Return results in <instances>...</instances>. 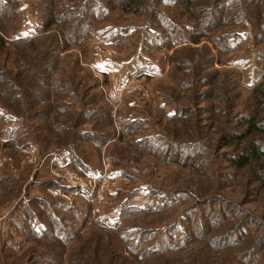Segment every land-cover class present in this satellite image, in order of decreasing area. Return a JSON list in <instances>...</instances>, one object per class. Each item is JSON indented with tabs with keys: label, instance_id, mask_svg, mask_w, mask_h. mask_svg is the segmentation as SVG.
I'll return each mask as SVG.
<instances>
[{
	"label": "rangeland",
	"instance_id": "rangeland-1",
	"mask_svg": "<svg viewBox=\"0 0 264 264\" xmlns=\"http://www.w3.org/2000/svg\"><path fill=\"white\" fill-rule=\"evenodd\" d=\"M75 1L0 0V65L19 74L18 87L26 85V69L34 73L42 63L51 35L61 43L53 98L36 105L49 111L45 121L24 119L6 105L13 90H5L10 75L0 72V264H42V255L54 257V250L64 264H117L112 249L143 257L159 240L177 251L137 264H180L194 252L204 255L206 243L193 242L197 250L188 245L196 218L209 221L204 231L216 237L226 235L219 234L226 218L234 224L235 215H243L245 233L261 236L264 191L248 169L229 165L233 147L221 138L224 127L231 132L238 117L256 113L253 93L264 86V0H143L134 12L112 0L87 15L89 36L66 46L68 20L59 16L49 31L42 22L48 13L68 19ZM18 37L19 48L10 42ZM98 43L115 48L108 62L143 86L117 106L100 91L108 77L85 64H95ZM126 65L143 72L131 75ZM208 78L214 83L206 86ZM71 111L82 113L81 121ZM37 122L68 128L38 132ZM94 127L113 137L97 145L81 139L79 130ZM62 166L77 173V183L57 177ZM57 185L73 191L70 198L54 196L50 189ZM59 233L69 239L64 248ZM258 244V252L264 250ZM205 251L216 257L214 264H241ZM31 254L42 255L28 260ZM257 259L264 263V256Z\"/></svg>",
	"mask_w": 264,
	"mask_h": 264
},
{
	"label": "trees",
	"instance_id": "trees-1",
	"mask_svg": "<svg viewBox=\"0 0 264 264\" xmlns=\"http://www.w3.org/2000/svg\"><path fill=\"white\" fill-rule=\"evenodd\" d=\"M112 0H76V10L72 12H68L69 15L68 19L64 15H57L48 13V16L44 18L43 25H42V31H49L51 30V26L54 22H56L57 18L59 16H62L61 20H68L67 23H64L65 28H62L63 34L65 36V45H70L73 43H78L90 34V29L92 26V18L88 17L87 15L93 12H97V10H101V8L111 4ZM143 5V0H118V6L122 8V10H125L126 12H134L138 10V7H141ZM108 7V6H107ZM88 8V9H87ZM66 13V12H65ZM115 30H119L121 32L120 28H117ZM19 38V37H18ZM14 44L16 47H20L22 44V41L19 39H14L10 41ZM196 43H199L197 40ZM61 43L58 40V37L56 34L51 35V39L49 41V47L45 51L44 59L42 63L39 65L38 69L34 73H30V67H28L27 70V82L24 87L20 88L16 84L20 80L19 74H11L7 68L3 70V68L0 65V72H3L4 74L10 75V79L6 78L3 79L5 82V90H13L10 91V94L8 93V97H10V104H6L10 107V109L15 112L18 116H22L24 119H30V120H46L49 116V111L42 107L36 106L37 102H51V99L53 98V86L52 81L54 80L52 73L54 72V69L59 65V53L61 51ZM5 47V41L2 37H0V56L2 55V50ZM40 50V49H38ZM19 55L26 56V52H22L21 50L18 53ZM189 54V53H188ZM42 56V52H41ZM182 59H187L185 56L181 57ZM187 61V60H186ZM32 71V69H31ZM72 75H75V73H71ZM30 76V77H28ZM204 78V77H199ZM195 80V79H194ZM207 81H210L208 78L207 80H204L203 84L206 86L212 85V83H207ZM8 85H10L8 87ZM39 86V87H38ZM63 92H67L66 90H62ZM7 96V95H6ZM254 99L256 100V108L253 115H245L240 116L237 118L238 124L236 127L232 128L231 132H227L226 128L224 127L222 141L224 146H231L233 149L228 153L226 157V161L229 163V165L233 168H235L238 171L242 170H249V173L251 174L252 179L258 183L257 188H259L261 191H264V86L260 85L255 88V91L253 93ZM208 98H215V95L213 92H210L208 94ZM63 101V100H62ZM18 105V107H17ZM64 105V101L61 104V106ZM59 108V107H58ZM189 110V109H188ZM188 110H186L185 114H189ZM65 112H69L67 109H64ZM73 116L77 119L80 118L79 121H81L82 113H76L74 111H71ZM76 119V120H77ZM36 130H41V127L49 128L54 131V129H58L62 132H65L67 130V126L64 125L62 122L57 124L56 126H50L48 124L41 125L39 122L35 123ZM39 132V131H38ZM79 135L81 136V139L89 141L91 144L97 145L103 140H110L113 136L112 133H105L100 134L98 130L94 127L92 131H85L79 130ZM7 141V140H6ZM10 143V145L14 146V141L12 138L10 141H7ZM67 148V147H66ZM73 150V149H72ZM75 154V153H71ZM80 163H82L80 161ZM247 170V171H248ZM221 209H218V214L220 213ZM242 216L239 217L238 214L235 215V218L238 217L237 223H230V220L228 219V223L225 229L220 228L219 234L226 233L225 236L218 235L216 237H211V234L206 235V232L204 231V224H209V221H203L201 222L200 219L196 218V224H195V231H194V241H191L189 243V246H192L195 250H197L193 245H191L193 242L194 244H200L206 243L207 245L203 249V251H200L204 253V255H197L194 252L191 255L187 256L184 259H181L180 264H214V261L216 257H213L210 252H206V248L210 247L212 251H216L220 253L221 255L226 256L230 260H236L240 262L241 264H259L258 259L260 256H264V250H261L258 252V247L260 244H258V241L264 244V233L262 232L261 236L251 238L247 234H249L250 231H247L245 233L244 231V224L242 223ZM219 217V216H218ZM233 222V220H232ZM221 223H217V226H221ZM233 224V225H232ZM202 225V226H201ZM176 229H179V227H175ZM219 228V227H218ZM168 230V229H167ZM167 230L165 232H167ZM202 232H204L202 235L205 237H199ZM60 234V233H59ZM245 234L248 236V239H244L243 237ZM60 236L59 246L64 248L66 246L67 241L69 240L66 237H63V235ZM238 237L237 239H234L235 237ZM72 238V237H71ZM162 238V237H159ZM204 240L199 243L197 240ZM161 240H159V245H153L150 250L147 248L148 251L151 253L148 255H144L143 257L136 254L134 258H131L130 256H120L121 252L119 253V250H111L114 252V255L117 256L120 260L117 264H137V261L147 260L150 257H158L160 254H164L167 252H172L177 247L175 246H169L167 243H163V245H160ZM261 244V246L263 245ZM183 245V244H181ZM186 245V247L188 246ZM185 247V248H186ZM255 249V250H254ZM180 250V249H179ZM177 251V249L175 250ZM52 256L49 255H42V254H31L28 255V260H35L34 256H43L40 258V261L42 264H46L48 261L54 262L52 264H64L62 255L60 251H49ZM46 256V257H45ZM112 254L110 253V257ZM33 257V258H32ZM53 258V259H52ZM212 258V259H211ZM88 260V258H84ZM225 257L223 258V260ZM102 261L106 262L104 257H102ZM88 263V262H87ZM229 261L223 262V264H227ZM261 264H264L260 262ZM144 264H152L150 262L144 263ZM239 264V263H238Z\"/></svg>",
	"mask_w": 264,
	"mask_h": 264
},
{
	"label": "built area",
	"instance_id": "built-area-1",
	"mask_svg": "<svg viewBox=\"0 0 264 264\" xmlns=\"http://www.w3.org/2000/svg\"><path fill=\"white\" fill-rule=\"evenodd\" d=\"M96 62L85 63L91 68L96 69L98 74L105 75L108 77V84L102 83L100 91L104 99L113 106H117L125 99L132 95L143 91L141 81L134 78H128L117 66L108 62V59L114 57L118 52L115 48L107 46L106 43H98L96 46ZM147 93V91H145ZM57 177L62 178L64 181H68L72 184L78 182L79 177L77 173L70 167L62 166L61 171L56 172ZM54 196H65L70 198V193L63 190L59 185L50 189Z\"/></svg>",
	"mask_w": 264,
	"mask_h": 264
},
{
	"label": "crops",
	"instance_id": "crops-1",
	"mask_svg": "<svg viewBox=\"0 0 264 264\" xmlns=\"http://www.w3.org/2000/svg\"><path fill=\"white\" fill-rule=\"evenodd\" d=\"M126 67L128 70L127 73H132L131 75H135L136 73L143 72L142 68H138L139 70H137V68L134 65H129V66L126 65ZM125 74H126V72H125ZM128 78H131V77H128Z\"/></svg>",
	"mask_w": 264,
	"mask_h": 264
}]
</instances>
